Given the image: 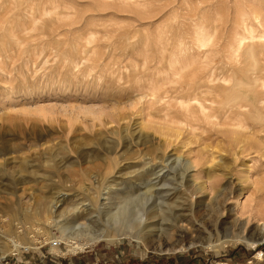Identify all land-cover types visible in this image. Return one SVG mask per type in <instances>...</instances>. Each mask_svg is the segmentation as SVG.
<instances>
[{
    "label": "rangeland",
    "instance_id": "1",
    "mask_svg": "<svg viewBox=\"0 0 264 264\" xmlns=\"http://www.w3.org/2000/svg\"><path fill=\"white\" fill-rule=\"evenodd\" d=\"M250 29L257 39L239 47ZM208 63L230 81L217 91L202 78L194 95L189 76ZM234 103L247 127L228 125ZM260 116L264 0H0V264H264V242H225L239 226L221 214L235 207L264 225ZM128 195L165 208L148 220L155 235L181 218L166 228L173 239L204 241L167 252L122 236L53 249L55 221L89 224ZM55 200L41 224L40 203ZM13 241L37 248L12 254Z\"/></svg>",
    "mask_w": 264,
    "mask_h": 264
},
{
    "label": "bare ground",
    "instance_id": "2",
    "mask_svg": "<svg viewBox=\"0 0 264 264\" xmlns=\"http://www.w3.org/2000/svg\"><path fill=\"white\" fill-rule=\"evenodd\" d=\"M254 31L250 29L249 34L247 33L248 35H241L237 41V43H238L237 45H239V47H241L245 43L244 42L245 39H250V40L257 39L256 37H258V35H256ZM201 41H203V39ZM197 42H199V41H197ZM203 42H201V43L199 42V45L203 44ZM176 62H178V61H176ZM206 67H207L206 70L203 71V68H202V72H200V73H195L196 71L191 73V76H189V78L192 80L190 81L189 87H187V90H190V89L191 90L192 89L199 90L198 88L200 86L203 87V85H201L202 78H204L203 80L208 78L207 80H210V81H213L216 83L219 81H223L225 83L227 81H230V79L228 80L229 76H227L228 75V72H227L228 69H226V66H218V65L217 66H211L210 63H208V64H206ZM230 76H232V75H230ZM205 77H207V78H205ZM258 79L259 78L255 76V78L250 80L249 82L251 84H256L258 82ZM204 82H206V81H204ZM216 83H211V84L217 91H219L220 88H223V91H224L225 87L218 85V83H217V85H213ZM207 84H209V83H207ZM245 84H247V83L240 79V80H237L235 82V85L233 84L232 86L233 87L234 86L242 87L241 85H245ZM209 87L212 88L210 85H209ZM232 88L229 87L228 88L229 91H230V89L232 90ZM228 89L225 92H228ZM208 90H210V89H208ZM182 91H179V92H182ZM192 91H194V90H192ZM195 91H194V93H195ZM152 92H153V90H152ZM183 92H185V91H183ZM196 92H198V91H196ZM192 93L193 92H191V95H192ZM197 94H199V92L195 93L194 95H197ZM213 94L215 95V93H213ZM154 95H156V93L152 94V96H154ZM198 99H196V100L198 101ZM206 99L209 101L211 100L210 102H215L214 101L215 99L213 100V99H209L207 97H206ZM199 103H202V102L198 101V104ZM210 106L208 105V107H210ZM231 106L233 108L230 109V111L233 113H235V111H236V114H235V116H232L231 114H229L230 111L228 112V114L227 113L225 114V117L227 119L226 121H228L227 122L228 125H231V126L235 125V127H240L241 129H242V127H245V126L247 127V122L243 118H241L243 116L242 115L243 113L240 111V108H242L241 103H239V104L234 103ZM243 106H244V104H243ZM244 107H246V106H244ZM253 107H254V105H253ZM260 119L262 121H264L263 116L262 117L260 116ZM256 125L258 126V124H256ZM259 129L264 130V122H263V124H261V127ZM234 131H232V133ZM182 174L184 175V173H182ZM195 191L196 192H203V191H201V187L198 189L195 188L194 193H195ZM137 198L141 199L140 205L134 204L137 201ZM137 198L136 199L132 198L131 195L124 196V199L122 201L123 206L121 208H117L116 210L111 209V207L107 205L106 209H102L105 212L104 213L105 215L102 218L98 219V220H102L104 222V223H101L100 225H98V220H96V219L89 224L88 223L87 224H78V223H76L77 222L76 219L73 223H70V222L68 223L67 221L61 222L58 220L55 221L53 225L57 226L56 228L60 231V235H58V236H56L55 234L48 235L49 236L48 239L51 240L53 249L60 252L58 244L60 242L64 241L67 245V248H68L67 252L73 253V252H76L77 250H83L86 246L94 244L98 241H101V240L113 241V240H115L119 237H122V236H129L132 238H136L139 241L145 242L146 245L150 244V246L156 250L167 251V252L176 251L177 249H188V246L196 244L197 242L204 241L203 240L204 237L202 234H198L197 236L194 237V236H191L189 234L183 235V233H181L182 231H180L179 235H177V237L175 239H173V237L175 235L172 232H168L167 229H170V228L173 229L176 227L180 228L181 226H180L179 222L182 220L181 218L172 219L171 223L168 224V227H165V228L162 227L163 231L160 232L159 235H155L154 230H156V229H154V230L152 229V227L150 225V223H152V222H148V220H149V218L158 216V214L160 212L162 215V212H164L165 208L163 209V206L159 205V204H158L159 206L157 205L156 207L153 206L152 208L151 207L148 208V207H146L147 199L145 197H137ZM237 200L238 199L236 198V206H241V207L245 206V203L242 205V204H240V201H237ZM59 201L55 200V201L49 202V204H45V205L40 203V206L38 209H39V213L42 216L41 218H43V222H41V224H45L48 217L51 216V218H52L53 215L57 212V207H58L57 202H59ZM216 202H218V200ZM241 207H240V209H241ZM245 207L247 208V205ZM234 209H235V207H234ZM234 209L233 208L230 210L226 209V211H227L226 214L221 213L222 216L225 215V218H228V219L232 218V220H233L232 222L234 223V225L239 226L238 233H234V234L226 233L225 234V236L227 237L225 242L229 241V240H243V241H245L249 244H252V245L264 242V225L261 223H258L256 225H250L251 214L248 215L247 221H244L243 219H239L237 217V215H234L235 213H233V212L236 210V209L235 210ZM263 210H264V207H260V209H259V207L257 208V211L259 212V214H262ZM247 211H249L248 208H247ZM242 212H243V210H242ZM238 213L240 214L241 212H238ZM243 213H245V212H243ZM166 219L167 218H163V220H166ZM167 220H171V219H167ZM228 221H231V220H228ZM200 224L202 225V223H200ZM217 225L218 224H216L215 229L218 228ZM45 227H46V225H45ZM47 227H48V225H47ZM40 228H42V227H40ZM67 230H69V231L66 232ZM46 231H48V230H46ZM178 231H179V229H178ZM246 232H248V233L250 232V234L246 235L245 234ZM50 233H51L50 231L47 232V234H50ZM210 246L213 248H218L219 244H211ZM35 248H37L35 242L13 241L12 244H10L9 252H11L12 254H15L16 252H20L23 250H29V249H35Z\"/></svg>",
    "mask_w": 264,
    "mask_h": 264
},
{
    "label": "built area",
    "instance_id": "3",
    "mask_svg": "<svg viewBox=\"0 0 264 264\" xmlns=\"http://www.w3.org/2000/svg\"><path fill=\"white\" fill-rule=\"evenodd\" d=\"M61 245V243L59 244V246ZM27 252H29V251H27Z\"/></svg>",
    "mask_w": 264,
    "mask_h": 264
}]
</instances>
